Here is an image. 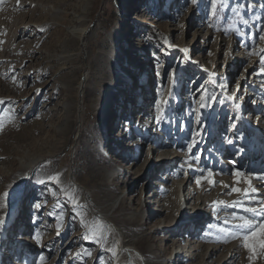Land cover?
Instances as JSON below:
<instances>
[{"label":"rangeland","instance_id":"1","mask_svg":"<svg viewBox=\"0 0 264 264\" xmlns=\"http://www.w3.org/2000/svg\"><path fill=\"white\" fill-rule=\"evenodd\" d=\"M262 37L264 0H0V264H264Z\"/></svg>","mask_w":264,"mask_h":264},{"label":"bare ground","instance_id":"2","mask_svg":"<svg viewBox=\"0 0 264 264\" xmlns=\"http://www.w3.org/2000/svg\"><path fill=\"white\" fill-rule=\"evenodd\" d=\"M22 6L23 5V3H19V5L18 6ZM69 5V4H68ZM68 8V7H67ZM63 8L62 7H60L59 8V11L62 13L63 12ZM42 12H44V11H42V10H40L39 11V14L40 13H42ZM49 14V13H48ZM77 17V16H76ZM63 18H65V15H63V16H61L60 15V13H59V22L63 19ZM70 22V21H69ZM43 27V26H42ZM43 29H49V28H45V27H43ZM87 32H88V27H85L84 26V24H83V19H82V17H77L75 20H73V22H72V24L70 25V27H69V30H68V34H69V36H72L74 39H77V40H79V42H80V49H85V46H86V39H87ZM87 80H88V75H87V73L85 74V75H83V77L81 78V81H80V83H79V85H78V93H80V94H83L84 93V90L86 89V85H87ZM245 113H247V111H245ZM246 120V119H245ZM241 126V125H240ZM252 129V128H251ZM263 131V130H262ZM246 135V134H245ZM32 163H37V160H33L32 162H31V164ZM31 164H29V165H27V164H25V163H22V166L24 167V168H27V167H29V166H31ZM243 164V163H242ZM109 172V171H108ZM255 176V175H254ZM108 177H110L111 178V176H110V174H108L107 175V178ZM256 178V177H255ZM173 181L175 182V184H176V186H178V187H181V183L180 182H178L175 178H173ZM74 182V181H73ZM71 183V186L73 187V188H75L76 190H82V187L77 183V185L75 184V183ZM202 184V183H201ZM79 185V186H78ZM198 185V184H197ZM213 187V183H211V184H209V185H207V186H197L196 188H198L196 191L194 190V193H199L200 194V196H198L199 198H200V201H201V204H204L206 201H203L202 199H201V195H203V194H205V192H207V191H209V190H211V188ZM223 190H225V189H223ZM178 194L180 193V192H177ZM193 194V193H192ZM220 194H222V192L220 191ZM182 197H181V202L179 203L181 206H182V203H184V204H186L187 205V201H189L191 198H193V196L191 197V192H189L188 190L186 191L185 189H183V191H182V195H181ZM205 196V195H204ZM1 197H3L2 196V194H0V199H1ZM197 200V199H196ZM1 201V200H0ZM119 201V198L118 199H116L115 200V202H114V204L116 203V202H118ZM121 203L123 202V200H121L120 201ZM120 203V204H121ZM113 204V205H114ZM113 205H112V207H113ZM4 206H1L0 205V210L3 208ZM158 207H159V209L158 210H153V211H149L148 212V215H149V217L150 218H152V216H156L157 214H159V213H161V212H164V208L163 207H161V205H158ZM186 210H187V206H186ZM135 217H137V218H141V215H137V216H135V215H131L130 217H129V220H133V219H135ZM151 222V221H150ZM149 222V223H150ZM148 223V224H149ZM168 231H166V234H168L167 233ZM121 245H122V243H121ZM120 248V247H119ZM195 248V247H194ZM193 248V246L191 245V244H189L188 243V241H186V246L185 247H181V246H179L177 249L174 247V249L172 250V252L169 254V257H168V259H169V261H170V264H175V262L176 263H178V261L180 262V259H179V256L181 257H183V258H194V255H193V252H194V249ZM118 249V248H117ZM135 249V248H134ZM197 249V248H196ZM218 249V248H217ZM130 251V248H127L126 246L124 247L123 245H122V247H121V249H118V250H116L117 252L115 253V256H117V258L118 259H120V257H119V255L120 254H118V253H120V251H121V254H122V252L123 251ZM177 250H180V251H178L177 252ZM216 250V248H213V251H215ZM125 251V252H126ZM136 251V250H135ZM135 251H133V252H135ZM174 251V252H173ZM124 252V253H125ZM130 252H132V251H130ZM181 253H185V254H181ZM127 254V253H126ZM129 254V253H128ZM180 254V255H179ZM135 256V255H134ZM154 259V258H153ZM140 264V263H139Z\"/></svg>","mask_w":264,"mask_h":264},{"label":"snow or ice","instance_id":"3","mask_svg":"<svg viewBox=\"0 0 264 264\" xmlns=\"http://www.w3.org/2000/svg\"><path fill=\"white\" fill-rule=\"evenodd\" d=\"M195 2H196V0H193V3H195ZM212 8H213V10L216 9V0H212ZM41 31H43V29H41ZM262 38H264V37H262ZM184 51L187 52V49H185ZM262 71H264V69H262ZM2 127H3V125L0 124V128H2ZM237 175H239V173H237ZM209 176H211V172H209ZM196 183L197 184L200 183V178H197ZM209 183H212V181L209 180ZM232 191H239V190L234 188V189H232ZM252 191L255 192L256 190L253 189ZM219 203H223V202H219ZM37 207H39V205H37ZM244 211L245 212H252L254 215L264 216V208H262L259 213H257L256 209H254V208H244ZM234 218L243 221L242 224H238V225L235 226L238 229H241V230H254L255 225H254L252 220H250L247 217L242 216V215L241 216H235L234 215ZM213 227H215V226H213ZM221 230L223 231V229H221ZM243 238H244L245 241H247L249 239L248 235H244ZM261 244H262V246H264V241H262ZM245 247H249L250 248L251 245L246 244ZM44 259H45L44 256L40 257L41 264H44Z\"/></svg>","mask_w":264,"mask_h":264}]
</instances>
